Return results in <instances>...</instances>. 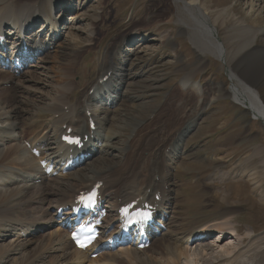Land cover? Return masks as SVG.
Segmentation results:
<instances>
[{"label":"bare ground","instance_id":"bare-ground-1","mask_svg":"<svg viewBox=\"0 0 264 264\" xmlns=\"http://www.w3.org/2000/svg\"><path fill=\"white\" fill-rule=\"evenodd\" d=\"M175 1L183 4V7L180 6L183 17L178 23L183 25L185 19H187L192 25L193 33L191 37L196 50L199 52L200 59L207 60L205 56L213 54L224 62L227 77L232 82L229 89L231 98L227 100L231 101L234 106L247 111L254 120L260 122L261 127L264 129L263 51L252 50L251 47L248 48L249 46H254L256 40L247 45L245 43L244 46L241 45L244 37L240 36L235 38V42L232 45L228 42L224 49L223 41L217 35V21L214 18L212 20L209 18L200 0ZM88 2L90 0H35L33 3L25 0L21 2L0 0V32L5 31L6 43L14 46L16 51L19 50L20 55L18 58H24L22 62L26 69H41L38 64H52L51 69L55 75V78L51 79L52 83L63 80V84L65 85L58 91V97L55 96L57 98L54 99L53 106L48 109L49 113L52 112L50 116L56 117L50 118V125L48 127H39V130L35 133H33L35 130L32 131V134L28 138L23 137L24 128L21 124L22 111L16 106H13L8 112H4L0 108V117L3 119V123L0 124V184L3 189L0 188V264L9 262V256L13 255L19 256L18 260L21 261V264H29L28 260L30 259H27L28 254L22 253H26L23 251L31 245V238L37 237L44 230L51 228L49 224L59 226V230L51 236L52 239L55 237V243L53 242L50 247L45 249L42 257L61 253L62 258H64L67 255L66 250L70 247L73 249L67 236L69 223L72 221H58L56 218L57 210L60 207H65L63 214L69 216L68 207L78 194L81 191L89 190L96 182L104 183L102 195L107 199L105 208L108 211L105 219L106 228L110 226L112 228L117 227V210L120 206L136 200L154 205L156 204L155 196H160L157 211L160 214V221L166 226V230L161 231L159 234H156L154 231L150 232L149 241L151 247V243H154V249L151 251L157 256L164 255V253L170 255L175 260L172 264H199L201 260H205L214 254L222 257L217 264H264V233H262L264 231L260 232L262 234L258 233V235L251 227H247L242 231L238 230L235 224L231 222L237 210L235 207L229 205L218 212V218L214 222L201 224L198 228L191 231L186 239L178 237L179 234L175 225L176 221L173 216L176 210L177 212L181 210V198L178 200L177 193L172 190L173 180L171 178L178 172L177 170H179L181 165V158L179 157L182 154L179 147L180 142L196 126L198 119H196L195 114L190 122L184 124L178 131L173 133L170 146L163 148L162 153L167 163L163 160L162 165L164 168L161 171H159L156 164L155 154L152 156L154 157L152 160L154 163L144 162L142 165L135 163L134 172H132V166H129L136 162L135 157L129 156V152H131L129 145H132L133 149L136 147V152L140 154L146 152L149 147L154 148L152 153L159 149L157 141H151L150 144H146L144 149H141V145H137L135 141L136 137L139 138L138 134L143 130L142 127L144 125L145 127L151 126L152 122L146 119L140 125L138 124L137 128L128 135L125 147L119 149L114 146V135L101 127L99 121L101 112L108 117L112 113L111 111L116 110L118 107L125 110L130 107L131 97L129 93L133 91L135 86L129 70V51L131 50L126 48V50H121V46H129L131 42H135L134 40L138 37L136 36V32H133L132 35L131 31L130 34L124 35L117 41H113L110 50L105 51L103 53L104 56L102 55L101 57L95 81L89 86L87 92L76 100L75 89L77 84L73 82V77L71 74H68L69 72H67L66 68H62L63 74L60 75L59 73V68L57 67V59L59 58L58 48H61L59 46L60 38L67 31H71L68 39L70 42H68L72 46L84 41V38L81 39L77 34H72V31H75L74 26H68L81 23L84 19L88 20L89 16L87 15H84V19L79 16V13L83 9V11H87L85 7ZM97 2L102 6L105 0H97ZM116 2L117 0H115ZM104 10L103 8L100 10L101 13H96L94 21L97 22L98 18H101L99 16L103 15ZM66 13H71L68 23L61 26L58 21ZM132 15L130 19H132ZM102 18H104V15ZM238 24L241 26L240 22ZM37 25L40 30L44 27L48 28V30L44 31L45 35L39 38L38 33L40 31L38 33L33 32ZM21 31H24L23 33L26 35L23 46H26L29 51L25 57L23 56L24 53H22L23 46H21L22 43L20 41ZM241 31L247 36L243 30ZM87 35L91 40L86 46L84 45L86 49L95 45L93 42H95L96 34L92 32ZM88 36H86L84 42H87ZM251 39H253V36L248 37L246 42ZM146 40L147 37L144 35L139 38V42ZM84 47L82 48L84 49ZM139 48L134 52L136 53ZM230 48L237 49L233 51ZM53 51L55 52V56L49 59L51 62H45L43 58L47 57V55L49 56ZM196 56L198 62L205 61H201L197 54ZM35 62L38 64H35ZM78 62L74 59L67 68L72 74L76 72ZM0 63L2 64L3 62ZM75 66L76 68L73 70ZM22 73L25 72H21L20 76H18L12 72V68L7 69V66L0 67V78L7 77V75H10L11 80H19L21 78L22 81H18V84L22 89L26 90L23 85L27 82H32L35 77L32 76V72H28L25 75ZM25 77L26 79H24ZM105 77H107V80L104 83H100ZM25 80L28 81L26 82ZM130 81L132 83L129 84ZM5 83H8V81ZM129 85L131 86L130 90H128ZM179 86L184 90L192 89L196 91L199 87L194 81L187 80L179 81ZM90 90H93V93L89 95ZM202 99L200 98L199 105L197 106L198 110L205 109L202 106ZM97 100L103 102L104 105L103 111L101 110L99 113L94 111L95 104L98 103ZM167 100L168 98H166L165 102ZM216 100V98H212L211 102ZM110 107L112 108L109 109ZM162 107V105L155 107V110L149 116L155 114V119L159 117ZM65 108L67 109L64 110ZM140 108L143 109L144 113L148 106H140ZM207 108L200 118L205 115ZM31 111H33L32 114L35 116L38 115L36 111L32 109ZM174 111L178 112L179 110ZM173 112L172 117L176 116ZM88 113L90 117H88ZM89 119L95 124L96 130L94 133L89 130ZM170 120L171 118L169 122ZM194 122L195 125L193 126ZM63 126L66 127L63 129ZM69 128L72 129L71 135L77 131L78 135H88L93 138L85 146V151L89 152L91 156L84 163L75 165L71 171L63 175L56 166L61 161L60 153L64 151L60 143V137ZM134 134L133 140L129 141ZM103 137L106 138L103 139ZM247 142L249 143L251 140ZM24 143L30 145L29 151L23 146ZM242 145L241 147H243ZM257 145L253 147L254 150L252 148L253 152L251 150L247 155L252 152L253 155L262 156L264 161V145ZM30 151L38 152L39 158H34ZM120 151L124 153L121 158L122 160L116 157L114 158V163L106 161V163H103L104 169H100L101 162L98 163L96 160L94 164L90 165L94 166L95 169H99L98 171L92 170L86 174L83 172L73 174L74 171L82 168H79L80 166H85L95 159L105 161L103 160L104 155H110L115 152L119 153ZM64 156L65 154H63ZM123 157L127 158L124 159ZM250 158L256 163L257 157L253 156ZM2 159H4L3 161L6 160L5 163L2 162ZM36 160L37 164L40 161H44L46 166L44 168L39 167V165H36ZM25 162L34 163L31 166ZM5 164H9L10 166H5ZM115 165L117 170L114 172L111 168ZM138 166H140L139 169H137ZM122 167L124 169L120 170ZM46 169H50L49 175L45 174ZM223 169L220 163L212 164V173L204 179L207 180L208 184L219 185L214 187V191L209 190L208 194L210 195L211 192L212 196H220L224 199V195L227 193V182L241 179V174L235 172L238 170L243 171L244 165L236 170L229 169L228 172ZM261 169L264 170V165H261ZM231 174L233 175L230 176ZM25 176H27V179H24ZM156 178L159 180L156 181ZM202 181L203 179L200 176L198 179H195V188H198L196 185L202 183ZM224 184L226 186H223ZM196 191L202 195L203 186L198 190L196 189ZM254 192L257 195V190ZM254 192L250 193L249 191L247 195H243L240 199L237 198L238 195L236 193L234 194V198L238 201L237 203L246 202L248 199L253 200L250 194L255 196ZM200 202L202 204V200ZM230 209H233L235 212H232L233 210L230 211ZM110 214H113L114 219H110ZM185 215L189 216L187 210ZM205 222L208 221H204L203 223ZM248 228L249 231L247 232ZM245 233L246 235H244ZM203 236H205L204 239H197L191 242L192 239ZM161 237L163 238L161 239ZM12 239L15 240L12 241ZM231 239H233V243L230 241L229 244L226 245L225 243L223 245L225 241ZM7 241L8 243L6 244ZM16 242L17 244H15ZM62 243H64L63 246H61ZM150 246L147 249H150ZM72 253L75 257V264H123V260L125 259L132 263L134 262V264H148L147 261L138 256L140 253H146V250L140 251L130 245L118 246L115 250L111 248L102 249L96 260L89 258L91 253L75 249H73ZM149 259L152 260L151 256H149Z\"/></svg>","mask_w":264,"mask_h":264},{"label":"rangeland","instance_id":"rangeland-1","mask_svg":"<svg viewBox=\"0 0 264 264\" xmlns=\"http://www.w3.org/2000/svg\"><path fill=\"white\" fill-rule=\"evenodd\" d=\"M15 1L21 2L24 0ZM25 1L33 3L35 0ZM200 2L209 18L211 20L214 18L217 21V35L223 41L224 49L228 42L232 45L235 42V38L243 36L241 45L245 43L247 45L256 40V44L248 48L251 47L252 50L263 51L264 60V0H200ZM32 3L30 4L32 5ZM25 4L27 5V3ZM3 6L5 5L3 4ZM180 6L183 7V4L175 0H117L116 3L115 0H105L102 6L97 0H90L85 7L87 11H83V9L79 13V16L83 19L86 15L89 16L88 20L84 19L81 23L67 26H74L75 31H72V34H77L81 39L84 38V41L86 36H88L87 34L95 33V42H93L95 45L87 49L84 47L91 40L88 36L87 42L81 41L72 46L68 40L71 31L65 32L59 41V46H61V48H58L59 58L57 59L59 73L60 75L63 74V69L66 68L67 72H69L68 74H71L73 82L77 84L75 89V98L77 100L87 92L89 86L95 81L101 57L105 51L110 50L113 41L130 34L131 31V34L136 32L138 37L134 40L135 42H131L129 46H121V50H131L129 51L130 53L128 52L130 54L129 70L135 86L133 91L129 93L131 97L130 107L127 110L121 107L112 110V113L109 112V118L101 112L99 116L101 127L114 135L115 139L113 142L115 141V144H113L119 149L125 147L128 135L137 128L138 124L140 125L146 119L152 122L151 126L145 127L144 125L142 127L143 130L138 134L139 138H135V141L137 145H141V149H144L145 145L150 144L151 141H157L159 149L152 153L154 148L149 147L146 152L140 154L136 152V147L133 149V146L129 145L131 147L129 156H133L136 159V162L129 166H132V172H134L135 163H140L141 165L144 162L154 163L152 161L154 157L152 156L155 154L156 164L159 171H161L164 168L162 165L163 160L167 163L162 153L163 148L170 146L173 133L178 131L184 124L190 122L195 114L196 119H198L196 126L180 142L179 147L182 154L179 157L181 158V165L179 170H177L178 172L171 178L173 180L172 190L177 193L178 200L181 198V210L178 212L176 210L173 216L176 221L178 237L186 239L188 234L201 224L214 222L218 218V212L225 209L228 205L235 207L237 210L231 222L235 224L238 230L242 231L247 227H251L258 234L264 231V170L261 169L264 161L262 156L253 155L252 152L254 150L253 147L257 144L264 145V129L261 127L260 122L254 120L247 111L234 106L229 101V98H231L229 89L232 82L227 77L224 62L213 54H207L205 56L207 60L200 59L199 52L196 50L191 37L193 33L192 25L187 19H185L183 25L178 23L183 17ZM103 8L105 9V12H103L104 18H102V15L99 16L101 18H98L97 22L94 21L96 13H99ZM70 14L66 13L58 21L59 25L62 26L68 23ZM131 14H133L132 19H130ZM238 22L241 23V26H239ZM38 27L37 25L34 29L35 33L39 32L40 28ZM241 30L248 37L253 36V39L246 42L248 37ZM38 35L39 37L44 36L45 32L43 31L42 33L40 31ZM143 35L147 37V40L139 42V38ZM140 45L142 46L139 48ZM137 48L139 50L135 53L134 51ZM236 49L233 48L232 50ZM82 51L84 52L79 54ZM196 54L201 61H205L198 62ZM54 56L55 52L53 51L43 60L49 63L51 62L49 59ZM74 59L79 62L77 63L76 72L72 74L67 68ZM35 64L38 63L35 62ZM38 65H40L41 69H25V73H22L25 75L28 72H32V76L35 77L32 82L25 80L27 83L23 86L26 90L22 89L18 84V81H22L21 78L19 80H11L10 75L0 78V108L4 112H8L13 106H16L22 111L21 124L24 128L23 137L25 138H28L32 131L35 130L33 132L35 133L39 130V127H48L50 125V118H55L56 116H50L52 112L49 113L48 109L53 106L54 99L59 95L58 91L65 86L63 80L52 83L51 79L55 78L51 69L52 64ZM75 68L76 66L73 70ZM248 79L251 80L250 78ZM181 80L194 81L199 86L198 90H184L179 86V81ZM6 81L8 83H5ZM27 89L29 90L27 91ZM130 89L131 86L129 85L128 90ZM166 98L168 100L165 102ZM200 98H203L201 100L203 108L206 109L208 106L202 118L200 117L205 112V109L198 110L197 108ZM212 98L217 100L211 102ZM101 103L95 104V112L99 113L103 109L104 105ZM158 105L163 107L160 116L155 119V114L149 115ZM140 106H148V108L143 113V109ZM31 109L36 111L38 115L32 114L33 111ZM173 110L179 111L173 112ZM172 112L176 116L172 117ZM2 123L3 119L0 117V124ZM194 125L195 122L193 123ZM135 134L129 141L133 140ZM105 138L103 137V139ZM249 140L251 142L248 143L247 141ZM251 150V154L247 155ZM122 155H124L122 151L104 155L103 160L105 161L95 159L85 166H80L79 168H82L74 171L73 174L78 172L86 174L92 170L98 171L99 169H95L94 166L90 165L94 164L96 160L98 163L101 162L100 169H104L103 163H106V161L114 163V158L116 157L122 160ZM253 156L257 157L256 163L250 158ZM118 158L117 162L119 161ZM4 159H2V162L5 163L6 160L3 161ZM35 162L38 165L37 160ZM25 163L32 166L34 162ZM218 163L227 172L229 169L236 170L244 165L243 171L238 170L235 173H240L241 179H245L228 181L227 193L224 195V199L220 196H212L211 192L209 195L208 191L219 185L208 184L207 180L204 179L212 173V164ZM5 166L10 165L5 164ZM124 167L120 170H123ZM116 168L115 165L111 169L115 172ZM199 176L203 181L196 185L198 188H195L194 180L198 179ZM24 179H27V176ZM155 180L158 181L159 179L156 178ZM202 186L203 193L201 195L198 194L196 189L198 190ZM223 186H226V184ZM0 188L2 189L1 184ZM255 190H257V195L254 192ZM249 191L255 194V196L250 194L253 200L248 199L246 202L237 203L238 201L234 198V194L237 193V198L240 199L243 195H247ZM200 200H202V204ZM106 205L107 203L104 204V208ZM186 210L189 216L185 215ZM232 212L235 211L233 210ZM112 218L113 214H110V219ZM204 221L208 222L203 223ZM49 225L51 228L44 230L37 237L31 238V245L23 251L26 253L22 254H28L29 264H75V257L71 247L66 250L67 255L64 258H62L61 253L42 257L45 249L50 247L53 242L55 243V237L52 239L51 236L59 230V226ZM248 231L249 228L247 229ZM14 240L12 239V241ZM230 241L233 243V239H231L225 241L223 245L225 243L226 245L229 244ZM151 245L150 249H146V253L138 254L148 264H172L175 261L172 259L173 257L165 253L157 256L151 251L154 249V243H151ZM149 256H151L152 260L149 259ZM18 258L19 256L17 255L9 256V262L5 264H21ZM221 258L214 254L205 260H201L199 264H217ZM131 263L126 259L123 260V264Z\"/></svg>","mask_w":264,"mask_h":264},{"label":"snow or ice","instance_id":"snow-or-ice-1","mask_svg":"<svg viewBox=\"0 0 264 264\" xmlns=\"http://www.w3.org/2000/svg\"><path fill=\"white\" fill-rule=\"evenodd\" d=\"M73 238L75 239L76 237L74 236ZM80 246H81V247H83V246H84V244H81Z\"/></svg>","mask_w":264,"mask_h":264}]
</instances>
